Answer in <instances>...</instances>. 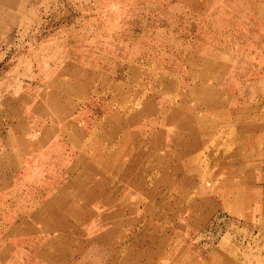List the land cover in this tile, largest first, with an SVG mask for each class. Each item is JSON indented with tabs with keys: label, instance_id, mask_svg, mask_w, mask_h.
I'll return each instance as SVG.
<instances>
[{
	"label": "rangeland",
	"instance_id": "rangeland-1",
	"mask_svg": "<svg viewBox=\"0 0 264 264\" xmlns=\"http://www.w3.org/2000/svg\"><path fill=\"white\" fill-rule=\"evenodd\" d=\"M0 264H264V0H0Z\"/></svg>",
	"mask_w": 264,
	"mask_h": 264
}]
</instances>
